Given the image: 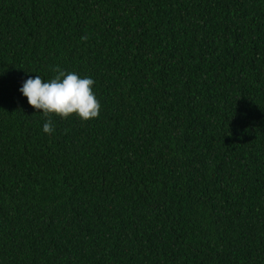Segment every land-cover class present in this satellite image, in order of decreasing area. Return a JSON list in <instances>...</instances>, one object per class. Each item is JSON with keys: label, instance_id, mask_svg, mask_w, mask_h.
Returning a JSON list of instances; mask_svg holds the SVG:
<instances>
[{"label": "trees", "instance_id": "obj_1", "mask_svg": "<svg viewBox=\"0 0 264 264\" xmlns=\"http://www.w3.org/2000/svg\"><path fill=\"white\" fill-rule=\"evenodd\" d=\"M0 264H264V0H0Z\"/></svg>", "mask_w": 264, "mask_h": 264}, {"label": "clouds", "instance_id": "obj_2", "mask_svg": "<svg viewBox=\"0 0 264 264\" xmlns=\"http://www.w3.org/2000/svg\"><path fill=\"white\" fill-rule=\"evenodd\" d=\"M82 39L87 37L84 36ZM53 71L57 74L49 81L36 75L29 76L23 82L20 91L27 97L29 105L42 111L45 116L55 113L67 118L75 113L83 120L98 117L101 105L92 91L94 80L90 77L81 78L75 72L65 73L59 66ZM43 131L54 132L51 119L44 123Z\"/></svg>", "mask_w": 264, "mask_h": 264}]
</instances>
